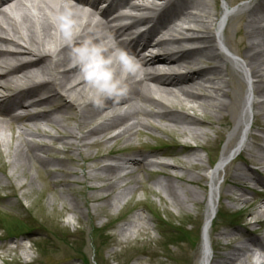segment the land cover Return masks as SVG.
<instances>
[{"label":"bare ground","instance_id":"1","mask_svg":"<svg viewBox=\"0 0 264 264\" xmlns=\"http://www.w3.org/2000/svg\"><path fill=\"white\" fill-rule=\"evenodd\" d=\"M108 1L118 4L117 9L124 10L122 15L128 17L130 22L109 26L94 16L95 2L87 4L86 0H7V7L0 13V114L9 115L19 111L13 119L28 123L14 135L9 152L12 158L10 163L22 167L35 163L46 168L48 174L54 173L47 168L48 162L35 151H49L52 145L27 139V136L37 132L59 140L67 154L79 151V155L88 146L97 147L119 138L129 141L139 128L169 133L173 144L165 146H180L184 165L149 163L133 154L113 157L110 153L108 156L112 161L101 162L100 159L107 157L106 154H83L84 161L93 162L94 167L83 163L80 166L82 177L88 180L98 178L102 183L92 185L89 189L106 191L104 195L91 200L109 201L113 196L117 199L119 192L125 189L130 192L133 190V186L122 187L125 176H129L130 181L136 184L138 180L134 171H151L153 165L165 167L159 174L168 179L195 183L196 177L177 176L170 169L187 171L189 167H201L203 159L199 151H205L206 146H195L191 141L209 140L205 128L218 126L221 134L227 132V141L210 175L212 182L218 169L223 168L236 154L225 151L236 140L242 121L238 150L247 151L248 157H241L243 167H233V172L228 170L225 176L233 180L232 184L236 188L250 190L248 182H256L257 176H263L260 172L264 171V143H259L264 142V139L258 138L251 129H246L251 112L252 117H256L253 123L264 133V0H251L235 10L239 29L237 33L246 39L245 44L244 40L239 42L245 47L244 52H238L243 61L222 52L229 37L219 30L222 24L215 32L218 9L212 11L206 0ZM84 5H88L89 10ZM65 6L71 7L77 20L85 17L89 22L94 20V28L101 34V39L115 41L139 60L143 75L139 79L127 77V95L118 103L106 100L102 107L83 103L87 87L78 79L69 48L65 46L52 54L46 53L50 46L59 43L50 17ZM125 6L131 10L125 11ZM111 11L113 9L110 7L98 13L102 17ZM223 13L228 18V9L224 7ZM148 22L152 25L139 31L138 28ZM88 26L83 25L77 40L91 35L87 32ZM119 37L120 40H117ZM154 38L158 41L156 44H153ZM246 84L250 89L244 97ZM148 105L152 108L147 109ZM77 116L78 129L62 125L64 118L71 120ZM5 122L0 120V144L3 147L9 146L3 133ZM45 125L54 127L58 134H49L44 129ZM113 129H116L114 133L107 134ZM178 135L183 138L182 144L177 143ZM251 145L253 151L250 150ZM160 154L179 156L169 153V149L161 150ZM68 158L74 160L72 154H68ZM251 161L259 170L247 167ZM129 166L133 169L126 171L125 168ZM118 170L124 171L123 174H117ZM97 171L102 175L97 176ZM211 182L212 193L215 185ZM115 188L120 190L110 197ZM166 188L178 203L177 206H181L183 202L177 190L171 184L166 185ZM224 196L233 206L241 203L238 210L244 214L243 226L234 233H222L228 238L221 245L225 249L221 255L214 254L212 257L206 241H203L199 264H249V254L253 248L264 251L262 201H258L259 205L254 199L248 200L242 192ZM212 198L205 215L204 236L215 214V201ZM142 218L136 216V219ZM254 224L260 227H253ZM137 226L138 223L132 218L119 226L118 234L128 237ZM246 236L254 237L246 238L242 243L241 240Z\"/></svg>","mask_w":264,"mask_h":264},{"label":"rangeland","instance_id":"2","mask_svg":"<svg viewBox=\"0 0 264 264\" xmlns=\"http://www.w3.org/2000/svg\"><path fill=\"white\" fill-rule=\"evenodd\" d=\"M250 1L206 0L212 11L215 7L220 8L221 4L228 9V18L222 28L225 37H229L225 47L230 50V54L241 61L243 57L238 55V52H244L245 47L239 42L244 40L245 44L246 39L237 33L239 29L235 10ZM247 87L245 86L243 90L244 97ZM151 108L147 106V109ZM255 118L249 116L248 128L263 140L264 133L253 123ZM0 119L8 121V117L0 116ZM5 124L3 133L9 146L3 147L0 144V251L2 253L0 264H199L203 242L201 235L212 197L215 201V214L206 231L207 247L212 257L214 254L221 255L225 250L221 245L227 242L228 237L222 233L241 230L245 220L242 211L233 209L238 208L241 203L233 206L224 194L242 192L248 200L262 201L261 204L264 206V171L260 172L263 176H257L256 182L254 180L248 182L247 186L256 187L255 190L236 188L232 184L233 180L225 176L228 170L230 173L233 172V167L244 166L241 157H248L245 150H242L238 158H233L223 168L218 169L211 182L210 173L215 170L227 141V132L221 134L218 126L205 128L209 140L191 141L195 146L207 145L205 151H199L203 159L201 167H189L187 171L180 168L170 169L177 176L196 177L197 183L168 179L159 174V171L166 169L165 167L153 165L150 167L151 171H134L138 180L136 184L130 181L129 176H125L121 185L133 186L131 192L125 189L119 192L117 199H114L113 195L120 190L115 188L110 193L113 199L104 201L91 200L93 197L104 195L106 191L89 189L92 185L102 183L98 178L88 180L82 177L80 166L83 163L94 167L93 162L84 161L83 154L95 155L97 152L106 154L107 157L101 158V162L112 161L108 153L113 157L129 156L134 153L138 158L142 150H147L148 156L153 154L162 156L155 146L163 147L165 143L171 141L169 133L151 128H139L140 131L136 132L129 141L125 142L119 138L97 147L88 146L80 155L77 154L79 151L68 152L72 154L74 160L68 158L66 149L59 140L55 141L54 138L42 136L38 132L27 136L29 140L52 145L53 148L49 151L35 150L48 162L47 168L54 172L48 174L47 169L39 164L31 163L27 167H22L10 163L12 158L9 152L14 143V135L20 127L24 129L28 126V123L17 120ZM62 125L78 129V116L71 120L64 118ZM241 126H243L242 121L236 140L225 152L234 153L238 150ZM53 128L44 126L49 134L55 136L58 133ZM115 130H109L107 134L114 133ZM78 133L81 131L78 130ZM177 140L182 142L183 138L178 135ZM259 143L264 142L259 141ZM249 147L251 151L254 150L253 145ZM166 148L169 149V153H177L179 156H164V159H161L164 163L184 165L181 162L183 154L182 150H179L180 147ZM247 167L259 170L252 161ZM132 169V166L125 168L126 171ZM123 172L116 171L117 174ZM99 175L102 173L97 171V176ZM210 182L215 185L212 193ZM168 184L177 190L183 202L181 206H177L178 203L170 196L166 188ZM114 201L117 203L114 204ZM258 204L261 205L259 202ZM137 215L143 218L136 219ZM132 218L138 223L133 233L128 237L118 234L119 226ZM252 226L260 227L255 224ZM263 227L264 224L262 229ZM251 237L254 236L243 237L241 242Z\"/></svg>","mask_w":264,"mask_h":264},{"label":"clouds","instance_id":"3","mask_svg":"<svg viewBox=\"0 0 264 264\" xmlns=\"http://www.w3.org/2000/svg\"><path fill=\"white\" fill-rule=\"evenodd\" d=\"M50 22L59 43L50 46L46 53L52 54L65 46L69 48L78 79L87 87L83 103L95 107H102L106 100L118 103L127 95V77L139 79L143 75L142 66L136 57L119 47L115 41L101 39V34L94 28V20L89 22L86 17L77 20L71 7L65 6L50 17ZM85 24L89 25L87 32L91 35L77 40ZM249 264H264V251L253 248L249 254Z\"/></svg>","mask_w":264,"mask_h":264}]
</instances>
